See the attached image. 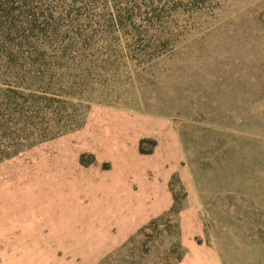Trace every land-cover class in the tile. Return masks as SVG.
<instances>
[{"label": "rangeland", "instance_id": "374dc122", "mask_svg": "<svg viewBox=\"0 0 264 264\" xmlns=\"http://www.w3.org/2000/svg\"><path fill=\"white\" fill-rule=\"evenodd\" d=\"M0 264H264V0H0Z\"/></svg>", "mask_w": 264, "mask_h": 264}]
</instances>
